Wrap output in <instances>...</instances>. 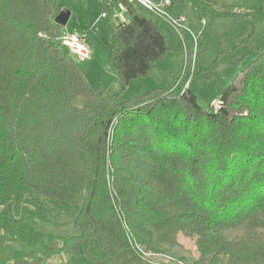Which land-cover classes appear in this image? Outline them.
Segmentation results:
<instances>
[{
  "label": "trees",
  "instance_id": "trees-1",
  "mask_svg": "<svg viewBox=\"0 0 264 264\" xmlns=\"http://www.w3.org/2000/svg\"><path fill=\"white\" fill-rule=\"evenodd\" d=\"M119 1L129 20L113 31L111 60L125 88L168 47L160 19ZM221 1L172 0L264 21V0L244 14ZM60 11L56 0H0V264L62 254L152 264L143 254L172 252L179 234L196 237L187 264H264V51L222 90L216 112L187 88L116 102L59 43ZM27 202L77 207L80 234L29 230L23 218L48 220ZM8 205L12 217L2 214Z\"/></svg>",
  "mask_w": 264,
  "mask_h": 264
},
{
  "label": "rangeland",
  "instance_id": "rangeland-1",
  "mask_svg": "<svg viewBox=\"0 0 264 264\" xmlns=\"http://www.w3.org/2000/svg\"><path fill=\"white\" fill-rule=\"evenodd\" d=\"M56 1L61 10L73 12L67 25L61 29V33L87 34L86 44L90 49V57L77 64L82 76L91 87L98 85L105 87L107 98L113 100L117 97V102L157 88L177 93L186 86L197 97L200 105L208 108L209 102L218 99L222 90L232 82L233 78L252 62L260 51H264V21H257L250 16L217 18L209 14H199L189 5L176 3L172 17L183 16L185 22L180 24L181 28L188 25L194 37L187 32L181 36V28L179 30L168 21L161 20L159 29L167 41V54L155 64V68L147 76L123 88L111 60L112 32L117 22L112 15L119 11L118 1L86 0L87 7L82 0ZM221 2L223 5L234 6L241 14L260 7L258 0H222ZM86 10L87 14L82 13ZM136 10L140 14L148 15L140 8ZM102 12L106 17L100 16ZM194 44L197 48L196 55L192 51ZM24 207L42 214L48 220L42 222L23 218L24 226L35 233L56 238L80 234V230L74 225L79 212L77 207L63 211L48 208L45 202H27ZM2 214L12 217L11 205L6 206ZM195 240L196 237L186 238L179 234L177 236L179 247L172 252L145 253L143 256L152 264L191 263L198 257ZM15 248L18 251H30L24 244H15ZM43 264H93V262L82 256L68 257L62 254Z\"/></svg>",
  "mask_w": 264,
  "mask_h": 264
},
{
  "label": "built area",
  "instance_id": "built-area-1",
  "mask_svg": "<svg viewBox=\"0 0 264 264\" xmlns=\"http://www.w3.org/2000/svg\"><path fill=\"white\" fill-rule=\"evenodd\" d=\"M127 4L139 6L152 15L154 18L166 20L171 25H180L185 22L184 17H172V0H124ZM105 17V13L101 14ZM61 46L66 50L74 62L82 63L89 59L90 49L86 44V37L77 33H65L58 38ZM223 102L221 98L213 99L209 102L208 107L213 112L218 111Z\"/></svg>",
  "mask_w": 264,
  "mask_h": 264
},
{
  "label": "crops",
  "instance_id": "crops-1",
  "mask_svg": "<svg viewBox=\"0 0 264 264\" xmlns=\"http://www.w3.org/2000/svg\"><path fill=\"white\" fill-rule=\"evenodd\" d=\"M82 1H84L85 3V6L87 7V2H86V0H82ZM118 1V5H119V11L118 12H115L113 15H112V18L113 19H115V20H117V22L114 24V29H115V27L118 25V24H121V23H125V22H127L128 20H129V16H128V13L126 12V10H125V8H123L122 7V5H121V3H120V1L119 0H117ZM133 7H134V9L136 10L137 8H140V9H142L141 7H139V6H134V5H132ZM57 7H58V9L59 10H61V7L59 6V4H58V2H57ZM173 7H174V5L172 6V16H174V12H173ZM143 11H145L144 9H142ZM195 10V9H194ZM136 12L140 15V16H144V17H147V18H154L152 15H150L148 12H146L148 15L147 16H145V15H143V14H140L137 10H136ZM82 13H85V14H87V10L86 11H82ZM102 13H104V12H102ZM101 13V14H102ZM69 19H68V21H67V23L69 22V20H70V18L72 17V15H73V12L71 11H69ZM101 14H100V16H101ZM126 15L128 16V17H126ZM105 17H106V14H105ZM180 17H183V16H180ZM203 22V21H202ZM95 23V22H94ZM94 23H93V25H94ZM67 25V24H66ZM65 25V26H66ZM64 26V27H65ZM174 28H179V30H180V28H181V26L180 25H172ZM92 27H94V26H92ZM91 27V28H92ZM178 30V31H179ZM89 31V30H88ZM114 31V30H113ZM184 32H187L188 34H190V35H192V37H194L193 35V33L190 31V29H189V27H188V25H186V27H183V28H181V30H180V33H181V36H183V33ZM66 33H77V32H66ZM63 34H65L64 32L63 33H61V30L59 31V37L60 36H62ZM79 34V33H78ZM80 35H84L85 37H86V33L85 32H83V34H80ZM112 35H113V32H112ZM86 39H87V37H86ZM184 45V48H185V44H183ZM192 51H193V54H197V48H196V45L194 44L193 45V49H192ZM71 58V57H70ZM72 59V58H71ZM73 60V59H72ZM74 61V60H73ZM185 88H187V89H189L188 87H183L182 89H181V91L179 92V93H181L182 91H183V89H185ZM190 90V89H189ZM113 100H115L116 102L118 101V98L116 97V98H114ZM122 101V100H121Z\"/></svg>",
  "mask_w": 264,
  "mask_h": 264
},
{
  "label": "water",
  "instance_id": "water-1",
  "mask_svg": "<svg viewBox=\"0 0 264 264\" xmlns=\"http://www.w3.org/2000/svg\"><path fill=\"white\" fill-rule=\"evenodd\" d=\"M69 11L66 9H62L57 17L55 18V23L60 26L64 27L67 24V21L69 19Z\"/></svg>",
  "mask_w": 264,
  "mask_h": 264
}]
</instances>
